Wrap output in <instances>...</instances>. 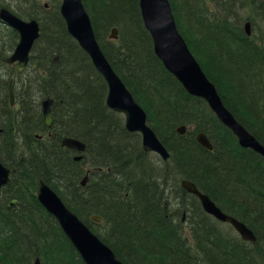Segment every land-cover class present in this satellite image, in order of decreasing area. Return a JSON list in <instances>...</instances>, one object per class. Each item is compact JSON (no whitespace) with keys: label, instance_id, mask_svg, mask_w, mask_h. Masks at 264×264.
Segmentation results:
<instances>
[{"label":"trees","instance_id":"trees-1","mask_svg":"<svg viewBox=\"0 0 264 264\" xmlns=\"http://www.w3.org/2000/svg\"><path fill=\"white\" fill-rule=\"evenodd\" d=\"M169 2L179 32L223 103L264 145V100L238 87V74L246 84L241 56L225 61L241 50L255 55L258 64L250 83L264 88V29L247 37L241 25L242 14L250 8L253 18L264 7L262 0H224L206 8L195 0ZM59 5L60 0H0V7L21 18H35L40 25L30 64L15 77L20 111L13 119L6 103L13 68L9 72L11 66L1 58L14 49L18 33L0 21V126L9 119L30 132L23 144L21 139L13 142L6 156V163L20 162L22 168L21 178L0 193V264H31L36 256L42 264H85L54 216L38 202L39 181L123 264H264V244L258 237V256L249 262L242 253L246 242L227 237L213 217L198 205L186 204L188 194L169 190L168 173L184 175L256 236L264 232V160L240 147L204 100L186 93L167 72L153 51L139 0H83V5L105 57L168 150L166 161L144 152L140 135L127 131L123 116L107 107L106 82L67 32ZM113 27L116 40L108 38ZM48 95L55 118L49 129L39 105ZM181 124L187 127L184 134L176 131ZM198 131L213 144L211 151L195 141ZM63 137L83 142L84 151L61 146ZM77 154L81 158L74 160ZM86 174L88 180L81 185ZM11 198L16 203L9 207ZM179 206L186 208V223L181 222ZM93 215L101 222H93Z\"/></svg>","mask_w":264,"mask_h":264},{"label":"water","instance_id":"water-1","mask_svg":"<svg viewBox=\"0 0 264 264\" xmlns=\"http://www.w3.org/2000/svg\"><path fill=\"white\" fill-rule=\"evenodd\" d=\"M139 8L143 24L152 38L154 53L165 69L178 79L190 94L202 98L209 105L211 111L222 124L236 136L241 146L252 148L264 157V146L224 106L215 85L208 79L190 51L177 29L169 0H139ZM59 11L68 33L88 54L95 69L105 79L107 84L106 105L108 108L123 115L126 130L141 133V144L144 151L156 152L163 160H167L169 152L148 126L146 112L134 100L103 54L82 0H61ZM0 19L19 34V41L14 51L6 57L5 61L14 64L17 69H22L27 64L33 44L40 35L39 22L37 20H24L5 7L0 9ZM248 27L249 23H246V32L249 34ZM117 37V29L112 28L109 38L117 39ZM51 103L52 99L48 98L43 106L45 121L48 125L52 121ZM176 130L183 134L186 129L181 126ZM197 140L206 148H211L204 134H199ZM62 144L77 151H84L85 149L83 142L72 137H65ZM80 158L81 156L76 157L77 160ZM4 173L5 169L0 166V184L7 180ZM87 180L88 176L86 175L81 180V185H85ZM185 184L192 193L199 197L203 210L207 214L220 222L230 224L242 240H254L250 230L241 221L223 212L193 183L188 181ZM37 199L54 216L62 232L85 264H123L115 257L111 248L93 233L65 205L60 196L43 181L39 183ZM91 219L99 221L100 218L93 216ZM32 264H41L40 258L35 257Z\"/></svg>","mask_w":264,"mask_h":264},{"label":"bare ground","instance_id":"bare-ground-1","mask_svg":"<svg viewBox=\"0 0 264 264\" xmlns=\"http://www.w3.org/2000/svg\"><path fill=\"white\" fill-rule=\"evenodd\" d=\"M196 1V5L200 8H206L207 5L209 4H212V5H215V4H222L224 0H195ZM263 4H264V0H262ZM264 11V7L262 9L259 10V12H262L263 13ZM258 15V14H257ZM257 15H255L253 18L249 16V14L247 16H245V13L242 14V19H241V25H242V29H243V32L244 34L247 36V37H251L253 36L252 35V30L251 28L252 27H256L257 26V20L259 19L257 17ZM25 19V18H24ZM25 20H37L35 18H30V19H25ZM1 21V19H0ZM38 21V20H37ZM2 23H4L3 21H1ZM246 23H249V27H248V30H249V34L246 32V28H245V24ZM5 24V23H4ZM6 26H8L7 24H5ZM10 27V26H8ZM11 29L15 30L14 28L10 27ZM16 31V30H15ZM17 32V31H16ZM18 33V32H17ZM256 37V36H254ZM18 41H19V34H18ZM17 41V43H18ZM16 43V44H17ZM259 45V44H258ZM16 46V45H15ZM15 48V47H14ZM14 51V50H13ZM12 52V51H11ZM11 52L2 57L1 58V62L5 65H8V66H11L10 70L8 69V71L10 72L11 69L13 68V71H11V73H9V77H8V81H7V106L8 108L13 112V116L12 118L13 119H17L18 117V113L20 111L19 109V106H18V103H17V93L15 92V77H16V74L17 73H22L24 72V70L29 66L30 64V59L28 57V62L27 64L22 68V69H17L14 64L12 63H8L5 61L6 57L10 56ZM239 55L241 56L242 58V61H241V64L240 65H243L244 63V67H243V71L242 73H246V84L245 83V77L241 74H238L237 76V79H236V83L238 85V87H240L241 89L244 90V93L247 94V96L249 97H254L255 94L258 95V98L261 99V100H264V88H254L253 85L250 83V76H251V73L254 71L256 65L258 64V59L255 55H252V54H249V53H246L244 51H239L237 52L234 56H232L231 58H228V59H225V61H228V62H231L235 59V57ZM94 66V65H93ZM1 64H0V68H1ZM95 68V67H94ZM168 72V71H167ZM169 73V72H168ZM171 74V73H170ZM172 75V74H171ZM173 76V75H172ZM174 77V76H173ZM175 78V77H174ZM176 79V78H175ZM176 81L180 84V86L184 89V91L186 93H188L189 95L193 96V97H197V96H194L192 94H190L184 87V85L178 80L176 79ZM255 89V91H253L252 89ZM218 92V91H217ZM257 92V93H256ZM219 94V93H218ZM220 96V94H219ZM48 98H51L52 99V103L50 105V113H51V118H52V121H51V124L48 125L46 124V121H45V115H44V112H43V106H44V102L45 100H47ZM200 98V97H198ZM221 98V96H220ZM202 99V98H201ZM203 100V99H202ZM222 100V98H221ZM205 102V101H204ZM223 102V100H222ZM206 103V102H205ZM207 104V103H206ZM224 104V103H223ZM39 105H40V113H41V118H42V123L45 127H47L48 129L51 128L53 125H54V115H53V98L51 97V95H48L44 98H42L39 102ZM209 110L211 111L209 105L207 104ZM224 106L226 107V105L224 104ZM108 107V106H107ZM4 108V106H3ZM227 108V107H226ZM110 109V108H109ZM228 109V108H227ZM114 111V110H112ZM114 112H117V111H114ZM119 113V112H117ZM211 113L217 118V116L211 111ZM1 116L5 117L4 114H1ZM217 120L222 124V122L217 118ZM22 121V119L20 120ZM28 125L32 127V123L31 121L29 120L28 122ZM224 125V124H223ZM4 126V127H3ZM3 126H0V136H2V138H0V166H2L4 169H5V173H4V176L5 178H7V180L0 184V193L2 192V190L5 188V186H7L8 184L12 182H17L19 178H21V168H22V164L20 162H12V163H6V156H7V153L11 150L9 149V147H13L15 144L13 142H17V140L21 139L22 140V144L24 143V140L27 138L29 139L28 136H30V132L28 131L27 128L23 127V126H20L17 124V128L16 126L9 120V119H6L5 120V124ZM181 126H184L185 129H187L186 125L184 124H181L179 126L176 127V129L178 127H181ZM225 126V125H224ZM226 127V126H225ZM227 128V127H226ZM4 129H5V133H4ZM19 129V130H18ZM177 131V130H176ZM204 134L203 132L201 131H198L195 133V141L203 148H205L206 150H209L211 151L213 149V144L211 143V141L209 140V138L206 136V138L208 139L210 145H211V148L208 149L206 148L205 146H203L198 140H197V136L199 134ZM180 134V133H179ZM36 137H41L37 134H35ZM47 136H50V134L48 133ZM65 137H63L61 139V146L63 147H66L68 149H71L73 151H76L78 153H81L83 151H77L75 149H72V148H69L65 145L62 144V140L64 139ZM238 145L242 148H245V149H248V150H251L253 153H255L256 155L260 156L263 160H264V157L258 153L256 150L252 149V148H247V147H243L241 146L239 143ZM143 150V149H142ZM144 151V150H143ZM145 152V151H144ZM77 156H80V154H77L74 156V160H77L76 157ZM87 175V174H86ZM85 175V176H86ZM88 176V175H87ZM83 179V178H82ZM191 182L195 185V187L203 194H206L208 197L209 195L204 192L203 190H201L194 181H192L190 178L184 176V175H176L175 173H168V181H167V184L169 185V190H180V191H183L184 193L188 194L189 197H186V200H185V203L190 205V206H194L195 205H198L201 209H203L202 207V204H201V201L199 199V197L192 193L186 186V182ZM41 181H39L40 183ZM38 183V184H39ZM39 187V185H38ZM191 197V198H190ZM193 198V199H192ZM210 198V197H209ZM211 199V198H210ZM212 200V199H211ZM16 203V199L15 198H11L9 199L7 205L9 207L11 206H14ZM175 205V209H178V205L177 203L174 204ZM180 208V211H181V214H182V218H181V222L182 223H186V208L184 206H179ZM196 209H198V207H196ZM240 221V220H239ZM242 222V221H241ZM243 223V222H242ZM247 228L248 230H250V232L252 233V235L254 236V240H242L244 242H246V246L245 248L243 249L242 253H244L245 257L248 258V261L249 262H252L255 260V257L256 255L258 256L257 254V248H256V245H259L260 243L264 244V232L263 231H260L259 234L256 236L255 233L245 224L243 223ZM259 239V242H258V239ZM241 240V239H240ZM261 250H264V247L261 249ZM215 256L217 258H219V252L216 251L215 252Z\"/></svg>","mask_w":264,"mask_h":264},{"label":"rangeland","instance_id":"rangeland-1","mask_svg":"<svg viewBox=\"0 0 264 264\" xmlns=\"http://www.w3.org/2000/svg\"><path fill=\"white\" fill-rule=\"evenodd\" d=\"M10 1V0H9ZM11 8L12 9H16L14 6L11 5ZM249 10L247 12H245V16L248 15V13L252 10L250 8H248ZM257 17L259 18L257 20V26L254 28L252 27L251 30H252V35L255 36L257 35L258 33L262 32L263 29H264V11L263 13L262 12H259ZM216 220V222L218 223V228L223 232V234H225L227 237H230L231 239L233 240H240V236L237 234V232L235 231V229L230 225V224H227V223H222L220 222L219 220H217L215 217L213 218ZM101 221H98V222H95V223H100ZM221 223V224H219ZM183 230H184V233L185 234H188V228L186 226L183 227Z\"/></svg>","mask_w":264,"mask_h":264}]
</instances>
